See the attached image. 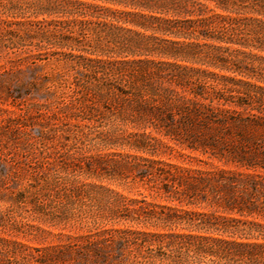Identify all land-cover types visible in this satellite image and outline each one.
<instances>
[{
  "label": "trees",
  "instance_id": "obj_1",
  "mask_svg": "<svg viewBox=\"0 0 264 264\" xmlns=\"http://www.w3.org/2000/svg\"><path fill=\"white\" fill-rule=\"evenodd\" d=\"M0 59L29 70L67 65L71 81L55 71L23 89H56L74 119L103 103L117 135L234 168L145 169L137 159L159 161L106 155L125 182L127 172L150 171L169 205L123 197L119 222L158 230H99L82 243L94 259L264 264V0H0ZM203 203L211 210L183 207Z\"/></svg>",
  "mask_w": 264,
  "mask_h": 264
},
{
  "label": "rangeland",
  "instance_id": "obj_2",
  "mask_svg": "<svg viewBox=\"0 0 264 264\" xmlns=\"http://www.w3.org/2000/svg\"><path fill=\"white\" fill-rule=\"evenodd\" d=\"M10 65L0 59V264H113V257L105 262L85 252L84 238L108 228L158 230L118 221L125 199L169 203L157 192L150 171L127 172L125 182L121 178L125 170L113 173L112 164L104 162L106 155L159 161L153 165L137 159L145 169L166 164L204 174L234 169L198 152L171 150L151 139L113 133L102 114L103 103L98 113L77 120L56 89L53 93L40 86L23 89L55 71L71 81L72 72L63 63L49 62L36 70ZM139 141L144 148L138 151L130 144ZM183 207L211 210L204 203Z\"/></svg>",
  "mask_w": 264,
  "mask_h": 264
}]
</instances>
